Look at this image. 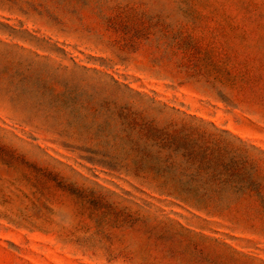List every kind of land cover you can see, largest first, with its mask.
Wrapping results in <instances>:
<instances>
[{
  "label": "rangeland",
  "instance_id": "rangeland-1",
  "mask_svg": "<svg viewBox=\"0 0 264 264\" xmlns=\"http://www.w3.org/2000/svg\"><path fill=\"white\" fill-rule=\"evenodd\" d=\"M0 264H264V0H0Z\"/></svg>",
  "mask_w": 264,
  "mask_h": 264
}]
</instances>
